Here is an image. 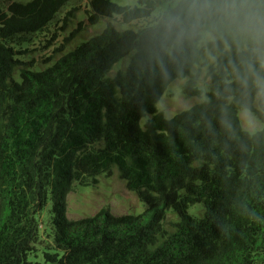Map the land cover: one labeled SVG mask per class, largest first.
I'll return each instance as SVG.
<instances>
[{
	"label": "trees",
	"instance_id": "1",
	"mask_svg": "<svg viewBox=\"0 0 264 264\" xmlns=\"http://www.w3.org/2000/svg\"><path fill=\"white\" fill-rule=\"evenodd\" d=\"M68 1L15 2L9 16L0 8V264H256L264 249V39L254 21L264 0H89L91 24L166 7L137 31L109 24L48 69L22 67L9 40L43 29ZM202 32L212 36L203 46ZM204 49L215 56L206 99L165 118L156 103L173 79L186 78L184 95H200L191 69ZM243 109L261 129L241 127ZM114 167L146 211L68 220L72 184L94 185ZM48 198L49 242L42 262L32 261ZM196 203L201 216L187 212ZM168 209L178 217L171 231Z\"/></svg>",
	"mask_w": 264,
	"mask_h": 264
},
{
	"label": "rangeland",
	"instance_id": "2",
	"mask_svg": "<svg viewBox=\"0 0 264 264\" xmlns=\"http://www.w3.org/2000/svg\"><path fill=\"white\" fill-rule=\"evenodd\" d=\"M29 0H0V8L5 16L10 15V8L15 2H27ZM120 6L138 7V0H110ZM166 5H158L150 16L123 22L119 15L111 17H100L96 23H89L88 16L92 10L89 0H70L64 4L54 18L43 29L30 34H18L9 40L10 46L15 50V57L21 62L22 67L40 72L51 67L57 59L65 53L79 48L88 40L98 36L105 31L109 24L117 31L132 30L137 31L157 22ZM212 36L206 32L201 33L200 45L211 39ZM128 61V57L115 63L109 76L115 74L117 70L123 69ZM215 61V56L209 54L204 49L199 57V63L191 69V75H198L197 86L201 90L198 96H186L183 93V86L186 78L173 79L166 87L156 103V108L161 111L165 118H171L175 114L188 109L206 99L209 90V80L205 76L207 67ZM12 78L20 80L19 69H15ZM264 83V81H263ZM260 94L254 97V105H258ZM238 120L243 129L248 132H255L262 127L255 115L247 110H238ZM147 116L140 119L142 127ZM94 185L81 186L73 183L65 198V216L68 220H76L89 217L100 211L108 210L112 215L131 214L138 215L146 211V204L141 202L135 192L126 188L124 180L120 177L117 168L112 169L109 176L100 175ZM52 202L48 198L46 205L37 215L40 222V238L34 244L32 253L28 259L42 262L43 252L49 242V218L51 215ZM187 212L194 216H201L203 207L201 203H196L187 209ZM177 215L170 209L165 210L163 226L167 231L173 230V224L177 221ZM256 264H264V249L257 256Z\"/></svg>",
	"mask_w": 264,
	"mask_h": 264
},
{
	"label": "clouds",
	"instance_id": "3",
	"mask_svg": "<svg viewBox=\"0 0 264 264\" xmlns=\"http://www.w3.org/2000/svg\"><path fill=\"white\" fill-rule=\"evenodd\" d=\"M256 25V34L258 38L264 39V15L256 18L254 21Z\"/></svg>",
	"mask_w": 264,
	"mask_h": 264
}]
</instances>
